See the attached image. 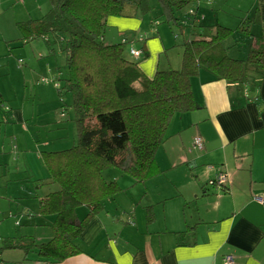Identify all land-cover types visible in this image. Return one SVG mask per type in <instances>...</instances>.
I'll return each mask as SVG.
<instances>
[{
    "label": "trees",
    "instance_id": "1",
    "mask_svg": "<svg viewBox=\"0 0 264 264\" xmlns=\"http://www.w3.org/2000/svg\"><path fill=\"white\" fill-rule=\"evenodd\" d=\"M151 1L49 0L48 12L28 24L30 31L49 45V35L52 44H64L67 72L63 77L58 70L57 80L64 84L56 90L61 97L64 92L71 94L76 128V142L71 148L41 152L49 184L58 187L39 198L37 208L38 216L53 217L48 225L52 237L46 243H22L13 238L9 245L33 250L37 264H59L81 252L77 242L86 226L120 191L116 182L105 180V168H117L136 184L159 174L155 155L168 137L172 118L197 108L191 79L200 71L229 84L246 86L245 91L260 88L264 77L261 37L246 30L251 38L247 58L229 56L226 42L235 31L220 24L201 23L196 13L198 0H155L164 21L190 30L189 39L181 45L178 70H157L149 78L138 58L130 53L133 60L125 56L126 41L104 42L108 18L133 19L148 11L152 14ZM180 11L181 15L175 14ZM240 32L244 34L245 29ZM81 208L85 209L83 216L79 215ZM26 216L28 222L35 217ZM146 216L152 223L150 208Z\"/></svg>",
    "mask_w": 264,
    "mask_h": 264
},
{
    "label": "crops",
    "instance_id": "2",
    "mask_svg": "<svg viewBox=\"0 0 264 264\" xmlns=\"http://www.w3.org/2000/svg\"><path fill=\"white\" fill-rule=\"evenodd\" d=\"M212 2L222 5L224 0ZM237 3L239 8L243 3L253 5L255 35L264 43V0H238ZM196 5L202 23L208 19L206 8L210 4L203 5L202 0H198ZM145 23L139 16L108 18L109 27L123 35L122 42L131 43L129 51L134 49L146 55L141 61L138 57L139 66L150 78L160 70L158 54L170 43V36L159 30L154 36L148 32ZM128 37L132 39L128 40ZM176 60L181 65V50L163 67L176 69ZM191 88L197 108L172 118L168 137L157 151L155 162L161 171L167 166L174 174H197L195 187L188 193L163 189L157 193L161 207L151 209L152 204L141 212L120 209L121 213H118L107 206L109 202L114 203L115 198L109 199L81 234L77 242L81 252L59 264H223L226 257H231L234 264H264V205L257 201L264 197V77L259 90L245 91L246 86L239 89L236 84L217 80L211 73L200 71L191 79ZM21 117L13 111L12 118L20 120ZM196 137H201L203 149L188 155L183 149L192 146ZM2 152L5 154L6 150ZM189 165L192 169L187 170L185 167ZM219 171L225 175L227 183L211 186L214 190L209 191L205 184ZM124 178L123 188L131 183L129 177ZM132 181L131 185L135 186ZM189 199H201L203 211L189 210L187 217L184 206L190 203ZM135 202L136 198L133 205ZM117 206L121 208L120 204ZM148 208L154 220L140 226L141 220H146ZM21 213L19 217L30 212ZM30 224L26 223L31 227ZM15 225L20 227L16 221ZM190 227L192 230L187 231ZM34 234L36 237L30 233L20 237L21 242L43 243L44 238ZM12 238H0V251L25 252L20 261L12 263L32 264L29 258L36 256L32 254L35 252L9 248L12 242L8 239Z\"/></svg>",
    "mask_w": 264,
    "mask_h": 264
},
{
    "label": "rangeland",
    "instance_id": "3",
    "mask_svg": "<svg viewBox=\"0 0 264 264\" xmlns=\"http://www.w3.org/2000/svg\"><path fill=\"white\" fill-rule=\"evenodd\" d=\"M237 2L238 0H224L222 5H218L212 0H202L203 5L210 4V7L206 8L209 15L204 23L220 24L234 30L233 36L226 42L227 54L245 60L251 43L246 30L255 35L256 16L251 13L252 4L243 3V7L239 8ZM151 5L152 14L148 11L142 13L139 18L146 21L148 32H152L154 36L158 35V30L169 33L170 43L158 54L159 69L163 70L169 68L163 67L164 64H168L169 59H174L175 55L180 54V50L182 54L181 45L189 39L190 30L183 28L182 25L178 28L173 22L164 21L158 14L160 8L155 0L151 1ZM50 6L49 0H0V96L3 100V104L0 105V238L4 239L14 237L20 241V237L29 236L28 233L32 237H36L34 233H37L40 238H44L43 243L50 240L51 226L48 225L49 222L52 223L53 217L42 218L37 215L38 201L58 187L49 184V174L40 159L41 152L68 149L76 142L74 113L70 109L71 94L64 92L61 97L56 90L57 86L61 88L64 84L60 78L57 80L58 70L63 77L67 72V56L62 50L64 44H52L53 37L49 35V45L44 38L37 37L31 32L28 26L29 22L42 18ZM157 14L154 21H158V24L151 20L152 16ZM175 14L181 15L182 11ZM243 28L244 34L240 32ZM122 37L120 32L108 27L104 33V42L106 44L122 42ZM130 45L131 43H127L125 47V56L129 59H131L128 52ZM143 59L144 56H141L140 61ZM176 64L175 70L180 69L179 61L176 60ZM43 80H47L48 83H44ZM240 88L242 89L241 86ZM64 104L69 107H61ZM13 111L19 116L22 115L20 120L12 118ZM2 150H6V153L4 154ZM183 151L190 155L194 150L190 146ZM185 168L192 169L190 165ZM158 170L159 174L144 183L132 186L134 180L132 177L121 173L115 167L105 168L102 171L105 180L116 182L120 188L114 197L115 202H109L107 206L112 210H118V213H121L120 209L141 212L145 206L152 204L151 209H159L161 207L160 194H157L159 191L172 189L176 193L178 189L182 193H188L197 183V174L195 176L185 175L182 172L174 174L170 168L167 169V166L162 171L158 167ZM125 176L131 179V183L123 188L121 183H124ZM178 180L183 182L179 183ZM206 183L209 191L214 190V187L211 188L212 185H209V181ZM134 198L136 202L133 205ZM189 200L190 203L184 206L187 217L189 210L203 211L201 199ZM117 204H120L121 208H118ZM21 212H30L29 214L35 217L32 222H28L27 216L19 217ZM84 213L85 209L81 208L79 215L83 216ZM103 215L107 214L104 212ZM15 221L20 227L15 225ZM146 222L147 220L143 218L140 226ZM26 223H31V227ZM0 245H2L1 241ZM24 254L25 252L12 249L1 250L0 264H4V261H8L5 264H13L15 260L20 261ZM29 260L32 264H36L35 255Z\"/></svg>",
    "mask_w": 264,
    "mask_h": 264
},
{
    "label": "built area",
    "instance_id": "4",
    "mask_svg": "<svg viewBox=\"0 0 264 264\" xmlns=\"http://www.w3.org/2000/svg\"><path fill=\"white\" fill-rule=\"evenodd\" d=\"M132 57L138 58L141 55V52L138 50L130 49V52ZM46 83V80H44ZM192 149L201 151L203 149V141L201 137H196L193 139ZM227 178L222 172H218L217 175L209 181V185L215 186V185H226ZM257 201L264 205V197L257 198ZM223 264H234L233 259L231 257H226L223 261Z\"/></svg>",
    "mask_w": 264,
    "mask_h": 264
}]
</instances>
